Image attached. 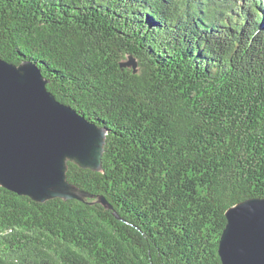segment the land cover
Instances as JSON below:
<instances>
[{"label": "trees", "instance_id": "obj_1", "mask_svg": "<svg viewBox=\"0 0 264 264\" xmlns=\"http://www.w3.org/2000/svg\"><path fill=\"white\" fill-rule=\"evenodd\" d=\"M0 57L108 132L85 202L0 186V264H222L264 198V0H0Z\"/></svg>", "mask_w": 264, "mask_h": 264}, {"label": "water", "instance_id": "obj_2", "mask_svg": "<svg viewBox=\"0 0 264 264\" xmlns=\"http://www.w3.org/2000/svg\"><path fill=\"white\" fill-rule=\"evenodd\" d=\"M120 66L137 73L133 57ZM48 84L36 63L0 57V186L37 203L85 202L89 195L68 180L69 164L101 172L108 132L59 102ZM225 215L222 264H264V198L240 202Z\"/></svg>", "mask_w": 264, "mask_h": 264}, {"label": "snow or ice", "instance_id": "obj_3", "mask_svg": "<svg viewBox=\"0 0 264 264\" xmlns=\"http://www.w3.org/2000/svg\"><path fill=\"white\" fill-rule=\"evenodd\" d=\"M240 211H241V209H236V210H235V214H239Z\"/></svg>", "mask_w": 264, "mask_h": 264}, {"label": "rangeland", "instance_id": "obj_4", "mask_svg": "<svg viewBox=\"0 0 264 264\" xmlns=\"http://www.w3.org/2000/svg\"><path fill=\"white\" fill-rule=\"evenodd\" d=\"M239 5H241V3H238Z\"/></svg>", "mask_w": 264, "mask_h": 264}]
</instances>
